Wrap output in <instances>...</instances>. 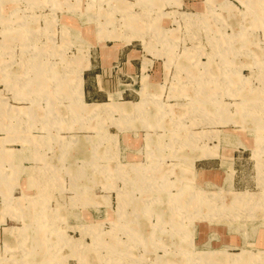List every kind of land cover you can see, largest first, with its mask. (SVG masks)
<instances>
[{
	"label": "rangeland",
	"instance_id": "obj_1",
	"mask_svg": "<svg viewBox=\"0 0 264 264\" xmlns=\"http://www.w3.org/2000/svg\"><path fill=\"white\" fill-rule=\"evenodd\" d=\"M262 97L264 0H0V264H264Z\"/></svg>",
	"mask_w": 264,
	"mask_h": 264
},
{
	"label": "crops",
	"instance_id": "obj_2",
	"mask_svg": "<svg viewBox=\"0 0 264 264\" xmlns=\"http://www.w3.org/2000/svg\"><path fill=\"white\" fill-rule=\"evenodd\" d=\"M115 51H116V57H117V53H118V51H117L116 49H114V48H110V47L103 49V52H102L103 62H104V63H105V62L108 63L109 59L111 58V54H113L112 52H115ZM143 66H144V62H143V65H142V69H143ZM154 87H156V86H154ZM261 100H264V97H262ZM126 102H132V103H134L133 101H126ZM92 103H106V101H104V102H97V101H94V102H92ZM136 103H137V102H136ZM256 126H257V127H264V126H262V125H256Z\"/></svg>",
	"mask_w": 264,
	"mask_h": 264
},
{
	"label": "bare ground",
	"instance_id": "obj_3",
	"mask_svg": "<svg viewBox=\"0 0 264 264\" xmlns=\"http://www.w3.org/2000/svg\"><path fill=\"white\" fill-rule=\"evenodd\" d=\"M238 202H239V204H242V205H244V203H249V201L247 199H245V197H243V199L241 198Z\"/></svg>",
	"mask_w": 264,
	"mask_h": 264
}]
</instances>
